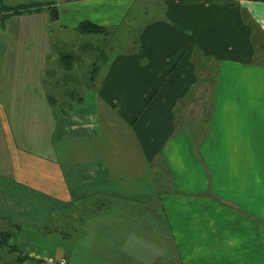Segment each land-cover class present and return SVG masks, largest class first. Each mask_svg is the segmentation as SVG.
Listing matches in <instances>:
<instances>
[{
  "label": "crops",
  "instance_id": "crops-1",
  "mask_svg": "<svg viewBox=\"0 0 264 264\" xmlns=\"http://www.w3.org/2000/svg\"><path fill=\"white\" fill-rule=\"evenodd\" d=\"M135 1L0 0L6 252L12 264H264V2ZM84 21L106 31L81 33ZM100 34L106 66L78 99L68 78H23L20 62H47L57 43L98 62L86 38Z\"/></svg>",
  "mask_w": 264,
  "mask_h": 264
},
{
  "label": "rangeland",
  "instance_id": "rangeland-1",
  "mask_svg": "<svg viewBox=\"0 0 264 264\" xmlns=\"http://www.w3.org/2000/svg\"><path fill=\"white\" fill-rule=\"evenodd\" d=\"M46 1V0H44ZM145 2V4H149L150 6H155L157 5V0H145L143 1ZM141 1H135V7L136 9L141 6V4L143 3ZM26 3H30V2H26ZM146 4V5H147ZM157 11H154L151 13V15H156L157 16ZM132 15V14H131ZM130 15V17H131ZM57 16V15H56ZM131 19V18H130ZM129 19V20H130ZM63 18H61L58 23L56 22V20L52 23L51 27H55L57 29L61 28V23H63ZM124 26V25H122ZM120 27V26H119ZM115 28V27H114ZM69 34L68 36L72 37V31H68ZM87 40L91 41L93 43V45L95 46V50L93 53L96 54V56H101L98 57L100 58V60L98 62H94L92 58L90 57H86L85 54L79 49L80 45H76L72 46V45H66L63 46L60 43L54 44L51 52L48 54V61L47 62H20V69L21 70V74L23 76L24 79L29 80L34 78V73L33 71L36 69L38 70V75H40V77L43 80L42 85L47 89L48 86H46L44 80H47L48 78L45 76V73H47V71H49L50 75L52 74L54 79H58V76L64 77L65 79H69V83L65 84V86H71V87H75V91L74 92V96L75 99H78V97L83 96L85 90L93 84L92 80L94 76H99L101 71H103V69L106 66L107 62H104L103 58L107 57L109 55V46L111 43V39L112 37L106 34H100V35H96V36H91L86 38ZM93 39V40H92ZM95 39V40H94ZM79 43V42H78ZM114 43H115V38H114ZM120 44V43H118ZM63 52L66 53H72L75 55V59L73 61H69V59L63 60L60 59V56ZM28 56L30 52H25ZM89 53V52H88ZM68 63H74V67L71 68L70 70H64V66L67 67L69 64ZM97 69V73L95 74L93 72V70L95 69V67ZM95 69V70H96ZM31 72V73H30ZM50 79V77H49ZM52 80V79H50ZM51 91V90H50ZM49 91V95H52V92ZM73 96V94H71ZM198 126H194L192 127L194 132H190L193 140H195L194 142V147L197 151L198 147H199V142L197 140L198 138V132L197 130H195ZM201 126H199L198 128H201ZM264 166V163H263ZM165 174H161L160 177L163 176V178H160V182L159 185L160 186H164V187H168L169 183L171 182L170 178L168 177L169 174L167 172H164ZM8 251V247H0V264H12V258L11 256L6 252Z\"/></svg>",
  "mask_w": 264,
  "mask_h": 264
},
{
  "label": "trees",
  "instance_id": "trees-1",
  "mask_svg": "<svg viewBox=\"0 0 264 264\" xmlns=\"http://www.w3.org/2000/svg\"><path fill=\"white\" fill-rule=\"evenodd\" d=\"M250 1H258V2H264V0H250ZM26 8L25 6L23 7H19V8H14L12 10V12H22L24 11ZM77 30L81 33H102L106 31L105 26L93 23L91 21H84L81 22L78 26H77ZM72 54H66L63 56V60L69 59V61H72ZM96 69V67H95ZM93 70V72H96V70ZM10 238H11V232L10 231H1L0 232V245H4L10 248L11 251L15 250V246L10 244Z\"/></svg>",
  "mask_w": 264,
  "mask_h": 264
},
{
  "label": "built area",
  "instance_id": "built-area-1",
  "mask_svg": "<svg viewBox=\"0 0 264 264\" xmlns=\"http://www.w3.org/2000/svg\"><path fill=\"white\" fill-rule=\"evenodd\" d=\"M60 264H65L64 261H62Z\"/></svg>",
  "mask_w": 264,
  "mask_h": 264
}]
</instances>
